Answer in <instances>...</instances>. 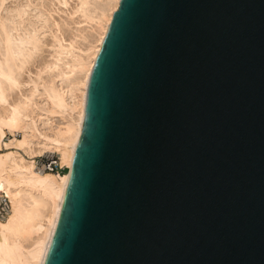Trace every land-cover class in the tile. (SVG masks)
Masks as SVG:
<instances>
[{
  "label": "water",
  "instance_id": "obj_1",
  "mask_svg": "<svg viewBox=\"0 0 264 264\" xmlns=\"http://www.w3.org/2000/svg\"><path fill=\"white\" fill-rule=\"evenodd\" d=\"M44 264H264V0H120Z\"/></svg>",
  "mask_w": 264,
  "mask_h": 264
},
{
  "label": "bare ground",
  "instance_id": "obj_2",
  "mask_svg": "<svg viewBox=\"0 0 264 264\" xmlns=\"http://www.w3.org/2000/svg\"><path fill=\"white\" fill-rule=\"evenodd\" d=\"M119 1L76 0L68 13L76 32L67 37L62 20L50 26L51 12L41 9L38 24L16 37L28 3L14 7L18 21L12 25L6 14L0 16V196L8 200L6 215L0 217V264H44L82 130L90 73ZM4 2L0 0V10ZM85 25L94 31L90 37ZM44 45L51 49L50 57L38 60L34 76L23 78L20 71L36 61ZM20 85L28 89L16 96ZM52 153L68 171L45 169L40 160Z\"/></svg>",
  "mask_w": 264,
  "mask_h": 264
},
{
  "label": "rangeland",
  "instance_id": "obj_3",
  "mask_svg": "<svg viewBox=\"0 0 264 264\" xmlns=\"http://www.w3.org/2000/svg\"><path fill=\"white\" fill-rule=\"evenodd\" d=\"M20 1V2H19ZM45 1V2H44ZM49 1V2H48ZM58 0H5V2H4V5H3V8L0 10V16L2 15V16H6L7 15V17H8V19H9V21H11V22H9L8 21V19H7V22H8V24L9 25H12L13 23H15L16 21H18V18L13 14L15 11H14V9L17 7V6H19L18 4H20V5H22V4H29V6H27L25 9L27 10L26 11V13H25V22L23 21L22 23H20V24H17L18 25V27H20L21 28V30H20V28H17L18 29V33H16L15 31L13 32L15 35H16V37L18 36V35H23L24 34V32H25V30H26V28L30 25V24H38V20L37 19H35V18H37V15H38V12H40V9H41V12H43V13H45L46 15L47 14H49L50 12V14H52V16L50 17V14L49 15H47L49 18V20H48V24H50V26H51V24L53 25L54 24V20H55V22H61V20H62V24H63V26H62V30H63V33H64V35L67 37V36H70V35H72L71 33H75L76 31V25L75 24H72V19H70L69 18V11L71 10V8L74 6V4L76 3V0H67L68 1V4H66L65 6H62L61 4H59L58 2H57ZM18 2V3H17ZM22 2V3H21ZM33 4V3H35V4H31V3ZM43 2V3H42ZM42 5V6H41ZM46 5H47V7H46ZM68 5V6H67ZM15 7V8H14ZM36 7V8H35ZM39 7V8H38ZM42 7V8H41ZM10 8V9H9ZM47 8V9H46ZM51 8V9H50ZM9 9V10H8ZM31 9V10H30ZM54 11H53V10ZM8 10V11H7ZM38 10V11H37ZM13 11V12H12ZM48 11V12H47ZM10 13V14H9ZM12 13V14H11ZM54 13V14H53ZM6 14V15H5ZM36 14V15H35ZM9 15V16H8ZM16 17L15 19H13L12 17ZM31 16V17H30ZM10 17V18H9ZM76 18H74V19H77V16H75ZM13 20H12V19ZM51 18H53V19H51ZM70 20V22H69V20ZM29 20V21H28ZM35 20H37V21H35ZM31 21V22H30ZM52 22V23H50V22ZM68 22V24H67V22ZM28 22H29V24H28ZM36 22V23H35ZM63 22H65V23H63ZM10 23H12V24H10ZM24 23V24H23ZM19 25H22V26H19ZM23 25H25V26H23ZM66 25V26H65ZM67 25L69 26V27H67ZM86 26V27H85ZM84 26V28H85V32L86 33H84V34H86V36H88V37H90V34H91V32H92V34L94 33V31H92V29L89 27V26H87V25H85ZM66 27V28H65ZM23 28V29H22ZM70 28H71V30H70ZM65 29V30H64ZM90 30V31H89ZM24 31V32H23ZM68 31V32H67ZM75 31V32H74ZM21 32V33H20ZM22 32H23V34H22ZM87 32H88V34L89 35H87ZM47 33L49 34V35H47ZM46 33V36H45V38H43V40H44V43L46 44V41H48L49 39H50V32H47ZM67 33H69V34H67ZM91 34V35H92ZM47 38V40H45ZM49 38V39H48ZM81 41V43H83L82 42V40H80ZM48 46H46V45H44V46H42V50L40 49L39 51H40V54H37V57L35 58L36 59V61H34L33 62V60L31 61V65L28 63V65H26L25 66V68L24 69H22L20 72V74H22V76H23V78H28V77H32V76H34V71L35 70H37V68H38V60H45V58H49L50 56H49V54H50V50L51 49H49V48H47ZM37 53H39V52H37ZM39 55H41L40 57H39ZM36 56V55H35ZM40 58V59H39ZM37 67V68H36ZM24 70V71H23ZM29 70V71H28ZM30 72V73H29ZM36 72V71H35ZM30 74V75H29ZM21 76V77H22ZM21 87V88H20ZM26 87V88H25ZM19 88V89H18ZM18 88H16L15 89V91H17L16 93L18 94H16L15 92V95L16 96H19L20 94H21V92L22 91H25L26 89H28L27 88V86L26 85H20ZM23 89H25V90H23ZM14 93H13V95H14ZM19 135H20V133H18L16 136L17 137H19ZM10 136V135H9ZM13 149H15V148H13ZM22 152V151H21ZM49 155V154H48ZM45 156H47L46 154L45 155H43V157H45ZM58 156V155H57ZM36 160H37V158H36ZM66 171H68V168L65 166V168L62 170V172H66ZM8 200H6V197H1L0 196V217H2V216H5L6 215V213H5V211L7 212V210H8V208H7V206H8V202H7ZM7 205V206H6ZM5 209V210H4Z\"/></svg>",
  "mask_w": 264,
  "mask_h": 264
},
{
  "label": "built area",
  "instance_id": "obj_4",
  "mask_svg": "<svg viewBox=\"0 0 264 264\" xmlns=\"http://www.w3.org/2000/svg\"><path fill=\"white\" fill-rule=\"evenodd\" d=\"M40 163H44L45 169L51 171H62L65 168V166L60 165L57 153H52L43 157Z\"/></svg>",
  "mask_w": 264,
  "mask_h": 264
}]
</instances>
